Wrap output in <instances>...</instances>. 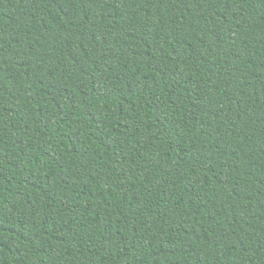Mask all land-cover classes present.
<instances>
[{"label":"trees","instance_id":"trees-1","mask_svg":"<svg viewBox=\"0 0 264 264\" xmlns=\"http://www.w3.org/2000/svg\"><path fill=\"white\" fill-rule=\"evenodd\" d=\"M0 264H264V0H0Z\"/></svg>","mask_w":264,"mask_h":264}]
</instances>
